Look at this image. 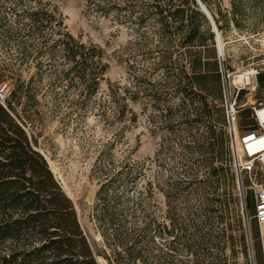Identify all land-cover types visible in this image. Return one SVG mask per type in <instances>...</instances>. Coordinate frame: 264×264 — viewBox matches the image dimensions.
<instances>
[{"label":"trees","instance_id":"obj_1","mask_svg":"<svg viewBox=\"0 0 264 264\" xmlns=\"http://www.w3.org/2000/svg\"><path fill=\"white\" fill-rule=\"evenodd\" d=\"M85 1L103 16L138 26L143 40H157L158 55L143 60L150 67L124 88L121 108L135 121L129 100L140 102L152 132L165 130L150 160L157 171L151 178L146 161L126 162L106 175L95 206L104 245L92 241L31 130L39 121L45 74L54 87L68 80L81 97L97 95L108 67L102 48L67 30L56 0H0V43L18 52L15 59H0V264H101L99 257L107 264H188L179 255L196 244L184 239L185 221L207 222L206 215L220 211L222 220L233 217L244 227L213 26L197 0ZM202 2L223 40L228 30L257 32L264 21V0H230L229 8ZM256 78L264 84V72ZM246 91L240 90L239 101ZM117 93L109 91L113 100ZM252 110L239 108L246 131L257 129ZM157 190L165 195L169 224L159 222ZM245 208L264 264L254 192L246 194ZM175 231L183 239L162 248L156 236Z\"/></svg>","mask_w":264,"mask_h":264},{"label":"rangeland","instance_id":"obj_2","mask_svg":"<svg viewBox=\"0 0 264 264\" xmlns=\"http://www.w3.org/2000/svg\"><path fill=\"white\" fill-rule=\"evenodd\" d=\"M56 1L67 30L83 43L101 47L102 58L108 67L99 92L90 100L81 97L79 89L69 85L68 80L64 81L63 87L50 85L51 76L45 74L40 82V117L31 132L37 138V149L45 155L64 191L73 200L83 228L90 239L102 247L103 236L95 218L97 192L101 183L108 173L126 162L146 161L150 164L165 139L164 129H159L157 134L152 132L140 102L129 100L137 115L135 121L130 120L131 112H121L124 88L132 84L135 73L139 74L142 69L150 67L143 60L158 55L154 51L157 40H143L141 32L137 31L138 26L119 22L114 14L103 16L91 10L85 0ZM212 1L221 2L222 8L230 7V0ZM211 6L214 8V3ZM256 31L228 30L226 40L221 39L224 53L223 87L234 89L246 81L245 78L240 80V75L247 71L254 74L251 84L245 88L246 93L240 101L238 99V109L247 105L259 106L264 102V84L258 83L256 78L259 71L264 72V21ZM17 56L18 52L13 47L8 48L0 43V59H15ZM160 76V71H157L155 78ZM111 88L118 92L114 100L109 94ZM1 91L4 95L7 89ZM245 131L238 122V141ZM234 156L235 170L236 164L248 159L241 151ZM150 166L146 174L152 178L157 170L155 164ZM250 176L264 184V163L254 161L252 173L248 172L243 174L242 179H237V195L244 216L243 228L233 217L222 220L220 211L206 215L210 219L207 222L185 221L188 237L184 239L196 244L189 252L179 255L188 264H261L256 239L242 202L243 195L254 192L249 187L252 184ZM143 184H140V188ZM206 191L213 195L212 187ZM155 196L156 203L152 200L151 203L159 204V222L169 224L164 213L167 209L165 195L157 190ZM196 198L194 203L198 202ZM181 233L175 231L173 235H158L156 240L164 248L170 242L183 239ZM99 261L107 264L101 257Z\"/></svg>","mask_w":264,"mask_h":264},{"label":"built area","instance_id":"obj_3","mask_svg":"<svg viewBox=\"0 0 264 264\" xmlns=\"http://www.w3.org/2000/svg\"><path fill=\"white\" fill-rule=\"evenodd\" d=\"M220 62H221V71L224 72L223 60L224 53L223 51L218 52ZM254 75L252 72H245L244 78L245 83L241 86L236 85L234 89H225L223 87V96H224V104L226 108L227 122L229 131L232 135V149L235 153L241 151L248 159L245 161H241L240 164H236V176L237 179H242L243 174L252 173L254 161L258 163H264V150L259 151L261 149L262 144L264 143H256L253 145V150L257 151L256 154H250L249 144L247 140L251 137L259 136L264 134V123L261 122L258 116V112L262 107H264V103H260L259 106H253V117L256 120L257 129L255 130H247L239 136V141L237 139V129H238V113H239V104H238V94L241 89H245L247 85L251 84V76ZM251 143V142H250ZM242 157V156H241ZM252 184L249 186L254 190V200H255V218L259 225L261 226L264 223V184L258 183L250 176ZM242 202L246 205V194L242 197Z\"/></svg>","mask_w":264,"mask_h":264},{"label":"bare ground","instance_id":"obj_4","mask_svg":"<svg viewBox=\"0 0 264 264\" xmlns=\"http://www.w3.org/2000/svg\"><path fill=\"white\" fill-rule=\"evenodd\" d=\"M220 47L222 50V41L221 40H220ZM242 78H244V74L240 75V80H242ZM258 116H259V119L261 120V122L264 123V107H262L260 109V111L258 112ZM259 142L264 143V134L251 137L249 140H247V143L249 144V148H250V150H249L250 154H252V155L256 154L257 151L253 150L254 148H252V147L254 144L259 143ZM261 143H259V144H261ZM263 150H264V144H262L261 149L259 151H263Z\"/></svg>","mask_w":264,"mask_h":264},{"label":"water","instance_id":"obj_5","mask_svg":"<svg viewBox=\"0 0 264 264\" xmlns=\"http://www.w3.org/2000/svg\"><path fill=\"white\" fill-rule=\"evenodd\" d=\"M201 9L205 12V14L207 15V17L209 18L212 26H213V30L216 34V42H217V49H218V52L221 51V47H220V40H221V36H220V33H219V30H218V27L210 13V11L208 10V8L206 7V5L202 2V0H197Z\"/></svg>","mask_w":264,"mask_h":264},{"label":"crops","instance_id":"obj_6","mask_svg":"<svg viewBox=\"0 0 264 264\" xmlns=\"http://www.w3.org/2000/svg\"><path fill=\"white\" fill-rule=\"evenodd\" d=\"M260 233H261L262 248L264 253V223L260 226Z\"/></svg>","mask_w":264,"mask_h":264}]
</instances>
